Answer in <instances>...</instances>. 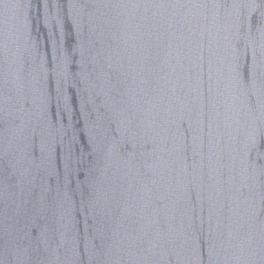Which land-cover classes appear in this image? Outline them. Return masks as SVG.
<instances>
[{
  "label": "water",
  "instance_id": "water-1",
  "mask_svg": "<svg viewBox=\"0 0 264 264\" xmlns=\"http://www.w3.org/2000/svg\"><path fill=\"white\" fill-rule=\"evenodd\" d=\"M0 264H264V0H0Z\"/></svg>",
  "mask_w": 264,
  "mask_h": 264
}]
</instances>
